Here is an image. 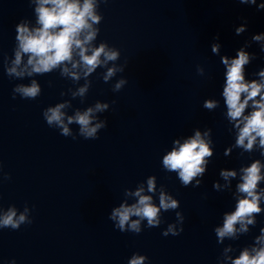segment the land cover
Segmentation results:
<instances>
[{
    "label": "water",
    "instance_id": "obj_1",
    "mask_svg": "<svg viewBox=\"0 0 264 264\" xmlns=\"http://www.w3.org/2000/svg\"><path fill=\"white\" fill-rule=\"evenodd\" d=\"M94 5L100 21L89 20L99 29L92 46L107 42L120 52L118 60L98 67L87 80L82 74L79 80L61 76L59 68L16 78L6 74L5 66H13L18 50L17 25L23 22L30 30L40 26L37 0H0V215L15 206L19 216L27 206L32 220L18 230L0 229V264H128L134 254L147 256L145 264H229L227 257L259 247L254 238L264 227V197L258 205L261 214H253L255 226L248 225L247 233L218 244L213 231L223 225L225 212L235 210L240 168L255 160L264 164V156L258 139L251 153L241 155L242 149L231 148L236 133L229 131L223 115L224 66L211 44L220 43L221 55L234 57L253 34L264 33V9L237 0H94ZM244 20L247 31L237 36L235 28ZM247 50L256 59L246 67V78L258 80L254 74L264 68V52L257 43ZM27 59L23 54L18 70ZM113 66L124 70L104 82ZM33 79L42 89L39 97L22 99L14 92L16 85H30ZM121 79L127 83L114 92ZM86 83L84 96H73ZM208 98L220 101L219 107L203 108ZM97 102L109 105L95 114L97 121H107L98 139L79 136L76 123L68 125L76 139L65 137L43 117L47 107L66 103L62 111L67 123V116ZM207 128L214 154L201 184L184 187L175 172L163 169L162 157L175 140L184 143L196 130L203 136ZM226 148H231L229 156L224 155ZM221 169L235 170L237 176L225 181ZM149 177L155 178V194L147 190ZM140 186L157 206L163 186L179 207L163 212L159 227L148 228L145 221L139 234L120 232L108 219L111 210L135 203L137 198L125 193ZM257 187L264 188V182ZM176 211L184 216L183 231L162 235L168 224L181 227Z\"/></svg>",
    "mask_w": 264,
    "mask_h": 264
},
{
    "label": "clouds",
    "instance_id": "obj_2",
    "mask_svg": "<svg viewBox=\"0 0 264 264\" xmlns=\"http://www.w3.org/2000/svg\"><path fill=\"white\" fill-rule=\"evenodd\" d=\"M237 2L243 5H255L258 10L264 9V3L257 5V0H237ZM94 8V0H83V4L80 0H37L35 12L38 16L37 23L40 26L30 30L23 22L17 25L18 50L15 52L13 66H5L6 74L16 78L32 77L49 74L59 68L61 76L79 80L82 74L87 80V77L98 67H106L109 61L118 60L120 52L109 47L107 42H100L98 47L92 46L91 42L96 39L99 29H93L89 20L93 23L100 21ZM246 31V20L235 28L237 36ZM214 39L218 41L219 36ZM252 43L259 44L260 51L264 52V33L253 34L250 41L246 40L236 50L234 57L221 55V44L218 42L211 44V52L220 56V62L224 66L221 97L226 111L223 115L231 125L229 131L236 133L235 142L231 148L242 149L241 155L251 153L258 139L257 147L261 149L260 154L264 156V68L254 74L259 77L258 80L246 78V67L256 59V54L247 50ZM23 54L28 55L27 63L18 70ZM68 65H71V69ZM72 69H79V72L72 71ZM123 70V67L117 66L107 68L103 81L107 82L117 72ZM197 72L204 75L203 67L198 66ZM126 83L125 79H121L112 90L119 92ZM88 87L89 83H86L84 87H80L77 92L73 93V96H84ZM14 92L18 93L22 99L34 100L41 95L42 89L33 79L30 85H16ZM219 105L220 101L214 98L205 99L203 102V108L209 111L217 109ZM66 106V103H58L43 111L47 125L61 129V135L76 139L68 127L69 124L76 123L79 125V136L94 140L98 139V132L107 127V121H97L95 115L107 110L109 107L107 103L97 102L94 107H88L83 112L77 110L74 115L67 116V123H65V113L62 111ZM249 107L251 110L246 114V109ZM211 131L210 128L205 129L202 136L201 131L196 130L195 134L186 139L184 143L175 140L172 150L163 155V169L167 172H175L182 186L198 187L201 184L207 165L214 154ZM231 148L225 149V156L231 154ZM206 157L208 159H205ZM262 169H264V164L259 160H255L250 166L240 168L241 182L236 185V192L241 195L237 198L235 210L231 213L225 212L223 225L213 229L218 244H223L225 238L235 239L238 232L247 233L248 225L255 226L253 214H261V208L258 205L264 197V188L258 191L257 187L258 184L264 182ZM219 175L228 181L230 178H235L237 172L221 169ZM196 177L200 179L193 184ZM9 178L7 174H4V179ZM213 188L217 191L221 190L216 183L213 184ZM147 190L155 194L154 177L147 179ZM144 191V187L140 186L135 192H126V195L136 197V202L121 203L119 207L112 208L108 219L120 232L139 234L141 223L145 221V226L148 228L159 227L163 223L162 213L169 210L175 211L179 207L177 200L165 194L163 186L159 193L158 206L154 203L153 196L144 195ZM29 212L30 209L25 206L24 211L17 216L15 206L9 207L7 212L0 215V229L18 230L22 224H31L32 220L28 219ZM175 214L176 221L181 227L177 230L175 224H168L162 235L178 236L183 231L184 216L180 211H176ZM237 224L239 229L236 228ZM254 243L260 246L243 249L235 259L227 257L229 264H264V227L260 229V235L254 238ZM146 259L148 257L145 255L134 254L128 264H145Z\"/></svg>",
    "mask_w": 264,
    "mask_h": 264
}]
</instances>
